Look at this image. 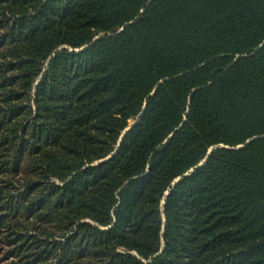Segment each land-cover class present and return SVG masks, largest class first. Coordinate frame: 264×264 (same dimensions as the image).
<instances>
[{"label":"trees","instance_id":"trees-1","mask_svg":"<svg viewBox=\"0 0 264 264\" xmlns=\"http://www.w3.org/2000/svg\"><path fill=\"white\" fill-rule=\"evenodd\" d=\"M0 264H264V0H0Z\"/></svg>","mask_w":264,"mask_h":264},{"label":"water","instance_id":"water-1","mask_svg":"<svg viewBox=\"0 0 264 264\" xmlns=\"http://www.w3.org/2000/svg\"><path fill=\"white\" fill-rule=\"evenodd\" d=\"M203 164V162L202 163H200V165H202Z\"/></svg>","mask_w":264,"mask_h":264}]
</instances>
